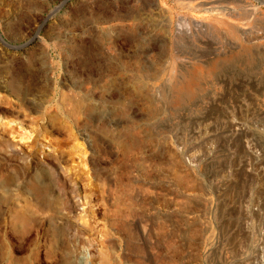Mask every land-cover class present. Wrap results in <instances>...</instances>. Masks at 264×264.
<instances>
[{"label":"rangeland","instance_id":"374dc122","mask_svg":"<svg viewBox=\"0 0 264 264\" xmlns=\"http://www.w3.org/2000/svg\"><path fill=\"white\" fill-rule=\"evenodd\" d=\"M0 264H264V0H0Z\"/></svg>","mask_w":264,"mask_h":264},{"label":"bare ground","instance_id":"6f19581e","mask_svg":"<svg viewBox=\"0 0 264 264\" xmlns=\"http://www.w3.org/2000/svg\"><path fill=\"white\" fill-rule=\"evenodd\" d=\"M14 217L17 219V221L21 220L23 218V213L19 212L18 210H14Z\"/></svg>","mask_w":264,"mask_h":264}]
</instances>
